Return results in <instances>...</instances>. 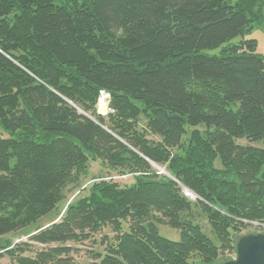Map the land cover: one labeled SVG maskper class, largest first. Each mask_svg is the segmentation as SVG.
<instances>
[{
  "label": "trees",
  "instance_id": "16d2710c",
  "mask_svg": "<svg viewBox=\"0 0 264 264\" xmlns=\"http://www.w3.org/2000/svg\"><path fill=\"white\" fill-rule=\"evenodd\" d=\"M263 7L0 0V257L218 264L244 228L264 233V57L247 37ZM91 161L105 172L86 183ZM89 240L102 250L75 262Z\"/></svg>",
  "mask_w": 264,
  "mask_h": 264
},
{
  "label": "rangeland",
  "instance_id": "374dc122",
  "mask_svg": "<svg viewBox=\"0 0 264 264\" xmlns=\"http://www.w3.org/2000/svg\"><path fill=\"white\" fill-rule=\"evenodd\" d=\"M247 37H251L256 39L257 42V52L259 54H261L264 57V7H263V19L262 21L255 25V27L253 28V30L251 31L250 34L247 35ZM203 52L208 53V54H215L218 52V49H205L203 50ZM105 109H100L99 112L100 113H104ZM6 137V133L0 130V137ZM242 143H244L245 141H241ZM104 169L101 168V165L99 164L98 161H91V165H90V169L88 172V175L86 178L83 179V182L88 181L90 178L100 174V173H104ZM126 179V178H123ZM87 183V182H86ZM188 192L190 193V196H194L193 193H191L189 190ZM55 216V212L51 211L48 214L40 217L35 224H32L31 226L23 229V231H18L16 232L14 235H9L10 237H12V241L13 243H21V242H28V236H29V232L33 231L36 227H40V226H46L48 225ZM56 221V220H55ZM159 229V233L169 239L172 240H178L180 235H179V231L173 228H170L166 225H159L158 226ZM256 232H260L259 229L255 228L254 226H250L247 228H244L241 231V234H247V233H256ZM104 233H107L108 235L110 234V231L108 229H104L101 233H98L95 238L96 240L99 239V237H101V235H103ZM93 240H89L86 241L82 244H70L73 247V251L71 253L72 255V259L75 262H85L91 259V252L90 251H99L102 250V245L97 243L92 242ZM41 246L38 247H34L35 251L36 249H38ZM33 251L31 250L30 253L27 254H32ZM0 264H15L10 258H8V256H2L0 257ZM196 264H203L201 262H197Z\"/></svg>",
  "mask_w": 264,
  "mask_h": 264
},
{
  "label": "water",
  "instance_id": "95a60500",
  "mask_svg": "<svg viewBox=\"0 0 264 264\" xmlns=\"http://www.w3.org/2000/svg\"><path fill=\"white\" fill-rule=\"evenodd\" d=\"M218 264H264V233L239 236L235 243V257Z\"/></svg>",
  "mask_w": 264,
  "mask_h": 264
},
{
  "label": "built area",
  "instance_id": "2783aa9c",
  "mask_svg": "<svg viewBox=\"0 0 264 264\" xmlns=\"http://www.w3.org/2000/svg\"><path fill=\"white\" fill-rule=\"evenodd\" d=\"M108 98H109V94L108 93H106L104 91H100L98 102H97V112L98 113H100L99 112L100 109H105L103 114H105L107 112V110H108V106H107ZM100 114H102V113H100ZM159 169H160V172L164 173L162 168H159ZM183 192H184V194L186 196H188L190 198H195V195L194 196H190V193L186 189H184Z\"/></svg>",
  "mask_w": 264,
  "mask_h": 264
}]
</instances>
